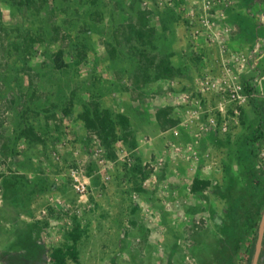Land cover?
I'll return each instance as SVG.
<instances>
[{
	"label": "rangeland",
	"instance_id": "rangeland-1",
	"mask_svg": "<svg viewBox=\"0 0 264 264\" xmlns=\"http://www.w3.org/2000/svg\"><path fill=\"white\" fill-rule=\"evenodd\" d=\"M195 2L0 0V224L34 223L46 264H80L81 256L84 264H129L132 254L143 264L150 239L161 245L163 231L146 224L160 223L151 208H160L162 183L157 177L146 183L154 174L144 161L148 153L134 150L137 142L149 144L151 134L134 135L128 116L148 104L145 98L161 96L155 84L193 80L207 63L209 35L194 33L195 20L198 13L209 19L224 12L218 1L199 9ZM211 24L205 18L206 34L218 27ZM259 54L250 51V57ZM248 99L245 106L216 109L212 131L201 136L181 128L182 142L208 143L220 168L215 183L194 181L190 192L180 194L177 184L171 193L169 225L177 223L182 231H168L167 264L246 261L264 210V97ZM231 110L238 117L230 119ZM209 111L200 121L208 120ZM228 121L238 124L232 133L231 123L220 130ZM201 147L202 154L210 152ZM108 164L114 178L101 185L100 200L72 191L71 168L92 177ZM215 199L226 203L222 215L213 209ZM177 207L188 212L175 213ZM120 221L127 226L103 233ZM201 233L215 242L212 248L198 247ZM122 239L130 245H113Z\"/></svg>",
	"mask_w": 264,
	"mask_h": 264
},
{
	"label": "crops",
	"instance_id": "crops-1",
	"mask_svg": "<svg viewBox=\"0 0 264 264\" xmlns=\"http://www.w3.org/2000/svg\"><path fill=\"white\" fill-rule=\"evenodd\" d=\"M214 1L219 2L224 15L217 14L209 19L206 16L204 17L212 22L211 26L216 23L218 26L216 30L214 32L209 31L206 34L200 19L195 20L198 32L203 33L199 37L209 35V44L207 43L208 45L204 47L207 63L200 66V71L194 75L193 80L179 83L171 78L168 79V82L164 79L162 82L155 84V88L158 85L157 88L161 89V96L159 98L157 96L156 98H145L148 104H145L146 106L144 105L141 111H132L130 112L131 116H128L134 135L151 134L149 144L141 145L140 142H137V146L134 144V150L138 149L145 151V154H149L148 158V154L145 155L144 161L150 163L154 170V174H149L146 183H153V178L157 177L156 182L162 183L163 187L160 195L156 194L161 200L159 210L156 207L151 208L152 215L159 216L158 222L160 223L149 221L146 227L151 231L156 228L160 229L163 231L164 238L161 239V245H157L150 239V242L146 245L147 255L143 264H167L170 261L168 231L172 229L182 231L177 223L172 224L171 228L169 225L171 193L176 191V185H181L177 191L180 194L190 192V186L194 181H211L215 183L218 177L220 163L216 158L211 157L212 152L215 150L208 143H183L182 137L179 138L182 133L181 128L189 130L190 134L201 136L207 130L212 131L213 125L209 124V119L217 115L216 109H221L223 106L232 108L245 106L249 102L248 99L246 102L238 104V101L229 100L226 94L223 96L220 90L228 86L233 85L241 88L246 98L247 95L249 98L264 97V0H248L246 3L245 0ZM209 4H211L210 0H205V2L197 0L194 3L198 9L201 7L200 5L207 6ZM233 9L235 13H238V16L231 12ZM201 16L198 13L197 17L202 18ZM241 18L248 21L249 25L243 23ZM254 48L261 51V54L255 56V58L250 57V51ZM252 59L255 61H252ZM252 81L256 82L257 87L253 88L251 86ZM206 82L209 84L207 85ZM224 82L226 83L224 84ZM183 88L184 91H182ZM206 110H210L207 116L208 120L206 122L200 121L201 113L203 111L205 113ZM136 112L139 113L136 114ZM228 113L230 119L236 118L234 113L237 114V117L239 115L235 110H233V114L232 110ZM204 117L205 115L202 116V118ZM221 118L222 120L228 119V116L221 114ZM241 118L243 119L242 116ZM230 123L229 131L232 133V130L238 126L232 121L221 124L220 130L227 131ZM198 139L200 138L198 137ZM202 145L206 146L205 149L210 150V152L202 154ZM176 152H180V154ZM127 159H129V163L130 158L127 157ZM109 166L111 164L107 165V180H104L103 175L100 174L90 177V193L85 196L86 199L97 201L102 198L104 193L101 185L109 183L114 178L112 169H108ZM79 201L84 200L79 198ZM213 201V209L215 208L216 213L222 215L221 210L227 209L226 203H223V201L219 203L217 199ZM177 211H184V214H186L188 209L177 207L175 213ZM127 224L125 221H120L118 224L113 222L103 228L102 231L105 233L109 229L114 231L118 228L123 229L121 227L127 226ZM34 225V223L25 224V228H20L15 224L12 227L6 221L2 225L0 224V256L8 252L31 251L32 246L37 244V230H34ZM100 229L95 227L93 231L97 232L96 235L105 238L104 242H110L106 235L99 233ZM198 238L199 241L202 239V242L198 244L199 248H209L208 246L215 245V242L208 243V239L205 238L203 233L199 234ZM112 243L122 247L126 246L125 243L129 244L130 242L122 239L116 240V242L113 240ZM82 246L84 247V245ZM158 246L161 248L160 254L155 249ZM180 246L184 247L182 241ZM119 252L123 253V251ZM198 254L195 257L196 263L200 261L201 255L198 256ZM128 257H130L129 264L142 263V259L137 258L135 254L128 255ZM97 260L98 264L102 263L101 260ZM217 261L219 262V260ZM80 264H84V256H81ZM120 264H126V261H120Z\"/></svg>",
	"mask_w": 264,
	"mask_h": 264
},
{
	"label": "built area",
	"instance_id": "built-area-1",
	"mask_svg": "<svg viewBox=\"0 0 264 264\" xmlns=\"http://www.w3.org/2000/svg\"><path fill=\"white\" fill-rule=\"evenodd\" d=\"M200 21L202 22V26L203 22H205V17L200 18ZM198 32V30L196 31V33ZM207 85L209 84L208 82H206ZM226 82H224L225 84ZM251 86L257 87L256 82L252 81ZM245 91V89H244ZM220 93L225 96V94L227 95L229 100H234V101H238V104H242L243 102H246L249 98V96L243 93V90L241 88H238L236 86H228L222 90H220ZM224 130V128H223ZM55 157V154H54ZM57 160V159H56ZM129 159H127L128 161ZM97 174H100L101 176L103 175L104 180H107V165L103 166V168H101L100 166L97 169ZM90 177L89 175L85 172V170L79 169V168H71L69 171V180H70V186L71 189L74 193H76L77 195H88L90 193V181H89Z\"/></svg>",
	"mask_w": 264,
	"mask_h": 264
},
{
	"label": "trees",
	"instance_id": "trees-1",
	"mask_svg": "<svg viewBox=\"0 0 264 264\" xmlns=\"http://www.w3.org/2000/svg\"><path fill=\"white\" fill-rule=\"evenodd\" d=\"M166 72L169 76H171L172 71L170 67H168V64H167ZM262 176L264 177V173H262ZM256 236H257V228L254 233V237L252 239L251 248L247 252L246 261L244 262V264H251ZM46 259L47 258L45 255L44 245L35 244L30 253L8 252L1 255L0 262L1 264H46ZM258 264H264V236H263L262 249L258 260Z\"/></svg>",
	"mask_w": 264,
	"mask_h": 264
},
{
	"label": "water",
	"instance_id": "water-1",
	"mask_svg": "<svg viewBox=\"0 0 264 264\" xmlns=\"http://www.w3.org/2000/svg\"><path fill=\"white\" fill-rule=\"evenodd\" d=\"M263 236H264V210L261 214L260 221L257 227V236L255 240V246H254L251 264H258V260L262 249Z\"/></svg>",
	"mask_w": 264,
	"mask_h": 264
}]
</instances>
